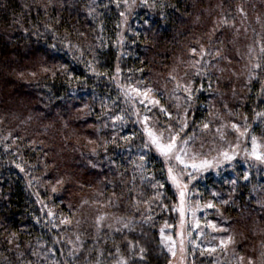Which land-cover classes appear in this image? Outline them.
Returning a JSON list of instances; mask_svg holds the SVG:
<instances>
[{
  "label": "trees",
  "instance_id": "16d2710c",
  "mask_svg": "<svg viewBox=\"0 0 264 264\" xmlns=\"http://www.w3.org/2000/svg\"><path fill=\"white\" fill-rule=\"evenodd\" d=\"M246 1L0 0V264H168L160 228L175 222L177 196L136 122L143 107L128 92L159 78L170 83L180 58L199 41L211 45L218 29L214 44H231L227 24L241 17ZM251 4L263 8L264 20V0ZM258 39L260 67L237 106L253 134L264 137V35ZM207 60L201 57L191 81L195 119L222 85ZM234 172L233 217L261 256L264 170L246 177L238 164ZM99 182L105 207L129 218L125 229L79 226L71 206L77 211ZM207 183L223 187L213 176ZM194 264L220 261L205 254Z\"/></svg>",
  "mask_w": 264,
  "mask_h": 264
},
{
  "label": "rangeland",
  "instance_id": "374dc122",
  "mask_svg": "<svg viewBox=\"0 0 264 264\" xmlns=\"http://www.w3.org/2000/svg\"><path fill=\"white\" fill-rule=\"evenodd\" d=\"M246 2L247 5L244 7H238L241 17L227 24L233 34L231 44L226 39L220 45L214 44L220 36V29H218L210 34L211 45L207 46L199 41V45L193 48L195 52L192 49L187 56L180 58L179 64L167 74L173 77L170 83H167L166 78L162 81V78H159L154 87H143L139 89V92L131 88L128 92L130 98L143 107V111L137 114L136 122L143 131L149 146L163 161L168 182L177 196L174 208L175 222L163 224L160 228L161 247L168 254V264H194L196 256L205 254L215 257L220 264H248L249 257L252 258L254 264H262L261 262L264 264V253L260 256L258 250L249 244L247 229L244 225L241 227L232 213V210L237 207L235 187L238 182L234 172L235 167L241 164L247 172L246 177L252 170L256 172L264 170V163L250 155L252 136L256 137L261 152H264V137L253 134L242 108L237 106L241 102L242 91L247 90V86L255 76L253 70L257 65L258 54L263 49V42L258 39L264 35V20L260 15L263 13V8L254 7L250 10L248 6L251 7L254 0ZM213 21L219 25L218 19L215 18ZM255 26L260 28L257 38L255 35L252 36V32L256 31ZM205 54L208 56L207 63L213 65V70L216 68V74L222 85L219 82L216 83L217 97L209 95L206 99L209 101L205 107L206 115L195 119V107L198 103L192 97L191 81L197 76L201 57ZM232 79L234 81L229 82L230 90L227 91L223 84ZM192 101L193 105H191ZM184 124L187 127L180 132ZM204 124H208V128H204ZM232 124L239 125L240 131L247 128V133L241 136L232 128ZM146 128L152 129L158 135L163 133L165 138L168 137L169 132H180L178 141L186 137L191 138L188 145L182 146L187 147L190 154L197 153V163L202 159L213 161V166L207 170L193 171L189 168L188 171L193 172L195 179L179 174L182 166H177L175 169L181 187L184 184L188 186L185 195L183 225H181L180 216V189L168 178L164 158L151 144ZM87 139L89 142V138ZM225 150L230 155L234 154V159L224 160L220 153ZM217 161L220 163L217 164ZM89 165L93 166L95 162L89 161ZM209 176L223 183V187L207 183ZM44 185L45 188L54 191L51 181H45ZM93 185L92 192L84 194L80 199L77 211L75 204L74 207L71 206L73 215L80 217L77 219L79 226L83 227L87 222L93 221L96 228L110 231H120L128 227L129 218L113 210L109 211L105 207L103 199L105 184L99 182ZM59 201L64 203L65 198ZM209 202L212 207H207ZM254 213L252 211L250 216ZM161 229L164 232L163 237ZM169 236L172 237L171 241L167 239ZM229 236L232 237L233 242L231 243L227 242ZM181 240H183V252H181ZM222 240L226 242L223 245ZM169 247H173V251L176 252L175 256L168 251ZM213 248L215 251H211Z\"/></svg>",
  "mask_w": 264,
  "mask_h": 264
},
{
  "label": "snow or ice",
  "instance_id": "6c2138e0",
  "mask_svg": "<svg viewBox=\"0 0 264 264\" xmlns=\"http://www.w3.org/2000/svg\"><path fill=\"white\" fill-rule=\"evenodd\" d=\"M127 2V0H125ZM146 2V0H145ZM123 16L124 13H121ZM195 52V49L192 50ZM256 67H260V65H256ZM119 71V69H117ZM187 90V89H186ZM135 91L139 92V89H135ZM163 110V109H162ZM147 119V118H146ZM187 125L184 124L180 128V132L186 128ZM204 128H208V124L203 125ZM171 128V126H169ZM232 128L235 129L240 133L241 136L245 135L248 131L247 128H245L243 131H240V127L237 124H232ZM151 144L155 146L157 152L164 158V162L167 165V172H168V178L172 181L173 184H175L179 189V195H180V216H181V225H183V218L185 215L184 212V203H185V195L187 191V184H184L182 187L180 185V182L178 180V175L175 171L177 166H182L180 167V173L181 175H186L190 179H195V176L193 175V172H189L188 169L191 168L193 171H201V170H207L208 168L213 166V161L208 160V159H202L198 163L196 162L197 159V153L192 152L190 154L189 150L187 147H184L182 145H188L189 141L191 140L190 137L182 138L178 141V137L180 135V132H169V135L167 138L164 137L163 133H160L159 135L153 132L152 129L146 128L145 129ZM148 145L146 144L145 147ZM232 147V146H230ZM260 145L256 141V137L252 136V151L250 155L254 157L257 161H260L264 163V152L259 151ZM220 155L223 156L224 160L231 161L234 159V154H229L227 150L222 151ZM141 159L143 160L144 157L142 156ZM215 159V158H214ZM175 162V164L173 163ZM220 163V161H217V164ZM19 167V165H18ZM207 207H212L211 202L208 203ZM198 226V224H197ZM161 236H164L163 229H161ZM168 240H172V237H167ZM228 243L233 242L232 237H228ZM225 241H221V244H225ZM173 246H174V241H173ZM183 240H181V252H183ZM143 251V249H141ZM168 251L172 253L173 256L176 255V252L173 251V247H169ZM211 251H215V249H211ZM203 254V253H201ZM243 260V258H241ZM120 264H126V261H121ZM248 264H254L253 260L251 257L248 259Z\"/></svg>",
  "mask_w": 264,
  "mask_h": 264
}]
</instances>
